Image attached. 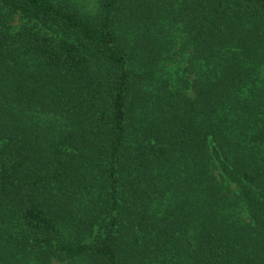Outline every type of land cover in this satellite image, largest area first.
<instances>
[{
	"label": "trees",
	"instance_id": "16d2710c",
	"mask_svg": "<svg viewBox=\"0 0 264 264\" xmlns=\"http://www.w3.org/2000/svg\"><path fill=\"white\" fill-rule=\"evenodd\" d=\"M0 264H264V0H0Z\"/></svg>",
	"mask_w": 264,
	"mask_h": 264
},
{
	"label": "rangeland",
	"instance_id": "374dc122",
	"mask_svg": "<svg viewBox=\"0 0 264 264\" xmlns=\"http://www.w3.org/2000/svg\"><path fill=\"white\" fill-rule=\"evenodd\" d=\"M27 23V20L23 18L20 14H16L13 19L10 21L12 27H20Z\"/></svg>",
	"mask_w": 264,
	"mask_h": 264
}]
</instances>
